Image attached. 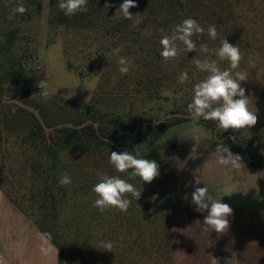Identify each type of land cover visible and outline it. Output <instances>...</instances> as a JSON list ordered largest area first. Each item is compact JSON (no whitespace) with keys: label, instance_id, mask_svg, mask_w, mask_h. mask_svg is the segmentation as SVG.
<instances>
[{"label":"trees","instance_id":"trees-1","mask_svg":"<svg viewBox=\"0 0 264 264\" xmlns=\"http://www.w3.org/2000/svg\"><path fill=\"white\" fill-rule=\"evenodd\" d=\"M47 1L48 44L56 43L61 35H73L72 39L66 38L65 41V54L68 55L80 47L77 46L80 34H87V38L83 37L85 44L100 46L94 51L93 71L98 73L101 68L96 64L98 60H107L96 96L105 91L117 100L107 107L84 108L91 118H84L79 125L90 119L97 122L98 127L94 124L81 129L65 126L49 133L35 114L8 103L7 100L30 91L27 82L31 67L38 60L42 39L36 25L43 18L45 1L0 0V126L15 124L21 114L28 115L32 121L31 128L21 140L24 147L22 159L14 158L9 167L2 165L0 168V190L34 221L47 239V234L51 235L48 241L58 251V264L69 260L75 264L154 261L160 264L164 258L166 264H171V210L193 211L201 226H204L207 212L195 210L196 206L191 203L192 192L164 162L160 145L154 140L177 125L192 122L187 105L192 100L194 85L207 75L196 68L193 58L203 59L205 55L214 54L222 39L226 38L243 53L240 67L234 71L247 73L248 80L241 82L245 95L258 103L264 102V73L258 71L264 62V42L251 34L249 23L243 20L252 16L257 18V13L263 14L264 0H134L137 6L130 8L129 12L143 17L135 27L132 20L114 17L123 0H88L87 11L73 16H66L58 8V0ZM20 2L27 11L17 13L9 20L12 9ZM106 3L113 7L105 8ZM186 18L197 20L205 28L204 34L194 35L192 39L198 48L205 44L210 51L208 54L184 51L176 59L165 62L159 54L160 39ZM213 24L218 32L216 40L207 34L208 26ZM117 48L120 49L118 55ZM85 51H88L86 47L81 53ZM120 56H127L132 61L127 74L118 71ZM67 64L72 70L70 62ZM219 66L227 69L229 63L220 61ZM185 70H188L189 80L181 84L177 78ZM132 99L140 100V108H134V104L125 108L129 105L126 102ZM123 100L126 101L124 105ZM170 102L172 107L163 112L162 103ZM147 103L152 107L145 109ZM13 106L20 112L14 113ZM120 107L124 112L119 110ZM135 109L142 110L141 115ZM145 110L155 115L150 119L149 115H144ZM173 113L181 116L155 125V121ZM141 122L144 123L139 125ZM195 124L212 129L215 135L210 140L200 141L198 153L214 152L221 142L233 154H238L244 164L264 169V154L253 152L251 142L254 134H259V126L252 127L254 134L250 137L245 135V128L237 132L229 129L215 133L214 121L201 119ZM38 141L43 142L44 149L36 144ZM125 150L156 161L159 176L151 183H143L139 178L129 179L128 172H116L109 164V156L113 151ZM65 172L72 178V183L61 186L58 181ZM100 172L128 180L141 191L138 200L130 195L126 197L131 201L127 212L109 209L101 213L93 207L97 195L92 188L99 182ZM207 188L214 199H222ZM186 195L187 200L184 199ZM153 196H156L155 200L150 199ZM222 202L227 204L225 199ZM207 233L211 236L215 253L225 262L231 258L235 261L233 255L219 248L217 233ZM108 241L114 244L112 251L102 247Z\"/></svg>","mask_w":264,"mask_h":264},{"label":"clouds","instance_id":"clouds-1","mask_svg":"<svg viewBox=\"0 0 264 264\" xmlns=\"http://www.w3.org/2000/svg\"><path fill=\"white\" fill-rule=\"evenodd\" d=\"M88 0H58V8L63 11L66 16H73L77 13L87 11ZM134 0H123L117 8L114 15L115 18H124L133 21V27L142 22V15L131 14L130 8L136 7ZM113 7L106 3L105 8ZM27 9L20 2L12 9L9 20L13 19L17 13L23 14ZM135 17V19H133ZM164 33V30L161 29ZM205 28L193 18H186L179 24L172 26L170 34H163L160 39L161 51L160 56L165 62L176 59L182 52L209 53L207 45L201 44L199 48L193 41L192 37L197 34H204ZM207 34L210 39L216 40L218 36L216 26L209 25ZM118 55L120 49H115ZM243 53L236 45H232L228 40L222 39L220 46L215 50L214 54L205 55L203 59L193 58V63L201 72L207 73L205 78L197 82L193 87V96L191 102L187 105L190 119L193 123H198L201 119L205 121H214L217 130L223 132L229 129L237 132L244 128H250L258 122V110H253L249 106V97L245 95V89L241 87V82L248 80L247 73L244 71H234L240 67L243 59ZM220 61H227L229 67L221 69ZM118 71L121 74H127L132 67V61L127 56H120L117 61ZM254 66V65H253ZM178 82L183 84L189 80L188 70L183 71L178 76ZM37 86L42 89L39 93L43 99H47L49 93L47 91L46 81H38ZM35 95V94H34ZM238 97V98H237ZM159 120H157L158 122ZM218 154V163L233 169L244 167L242 158L238 154L230 152L229 148L219 142L216 149ZM109 164L118 173H129V179L139 178L143 183H151L159 176V165L154 160L145 159L139 154H133L127 150L123 152H111L109 156ZM264 175V173H260ZM99 182L95 184L92 191L97 195L93 207L97 208L101 213L109 209H117L121 212H127L130 206L131 196L138 200L141 191L130 183L128 180L119 176H109L102 172L98 173ZM58 183L61 186L72 183V178L65 172L61 175ZM197 185L201 184L200 178H195ZM187 195L184 197L187 200ZM150 199L155 200L156 196ZM191 203L196 206L198 212H207L204 218V231L215 232L218 235L226 233L230 227L228 217L232 215L233 209L222 199H214L209 194L206 186L196 187L191 194ZM48 239L51 240V235ZM104 250L112 251L114 244L111 241L102 244ZM214 264H218L216 259ZM226 264H236L232 258Z\"/></svg>","mask_w":264,"mask_h":264},{"label":"crops","instance_id":"crops-1","mask_svg":"<svg viewBox=\"0 0 264 264\" xmlns=\"http://www.w3.org/2000/svg\"><path fill=\"white\" fill-rule=\"evenodd\" d=\"M197 132V135L204 133ZM180 136L172 148L165 145L168 142L165 139H158L164 162L188 191L209 187L233 209L228 217V231L217 234L219 248L233 255L236 264H264V175H260L264 169L246 164L240 169L220 165L217 151L198 153L203 137ZM197 177L199 185L195 183ZM192 214L181 210L170 212L171 264H214L213 259L226 264L215 253L211 236L200 228ZM0 264H58L56 247L1 190ZM65 264L75 263L69 260Z\"/></svg>","mask_w":264,"mask_h":264},{"label":"rangeland","instance_id":"rangeland-1","mask_svg":"<svg viewBox=\"0 0 264 264\" xmlns=\"http://www.w3.org/2000/svg\"><path fill=\"white\" fill-rule=\"evenodd\" d=\"M44 1L45 10L43 13V18L41 19L40 23L36 25L37 30L42 34L41 48L39 50L37 62L31 67L30 78L27 82L30 91L28 94H18L13 100H19L22 103L37 109L46 127H58L60 125L66 124L79 126L84 118L89 117V115L84 111L86 106L101 105L103 107H107L113 102L116 103L115 100L117 99L111 98L105 91L102 92L98 97L96 96V91L99 88V82L103 81L102 76L105 74V71H103V66L106 64L107 60H98V63L96 64L100 65L101 68L98 73L93 71V67L95 65L93 64V58L96 56L94 51L100 46L97 44H85V39H83V37L87 38V34H80L81 38L78 37L79 43L77 45L80 47L74 50V52H69L68 55L65 54V41L66 38L72 39L73 35H61L57 38L56 43L48 44V38L46 37L49 30L46 23L48 18V1ZM239 12L237 14H239ZM258 14L259 17L257 18L252 16V18H243V20L249 23L248 30L251 32V34L255 37H260L259 40L264 42V13H257V15ZM85 47L88 49V51L81 53ZM112 54L114 53H111V55ZM88 55L91 56L90 59L87 58ZM69 62L72 65V70L68 68L67 63ZM258 71H260V74L264 73V62L260 64ZM107 75L108 73H106L105 76L107 77ZM38 81H46L47 83V91L49 96L46 100L43 99L39 94L42 89L38 90L36 88ZM257 101L255 99H249V106L253 110H258V122L254 126H259L260 132L259 134H254L252 126L250 128H245L244 133L250 137L254 134V138L251 139V142L254 144L252 145L253 152L264 154V102L258 103ZM125 102L126 101L123 100L122 104L124 105ZM126 104L129 105L125 106V108L132 106L130 104H134V108H140L141 103L140 100L132 99L126 102ZM151 107V104L147 103L145 109H149ZM171 107V102L164 104L162 103L161 110L163 112H167ZM119 110L123 111L124 109L120 107ZM135 110H137V114L141 115L142 110ZM13 112L19 113L20 111L18 108L13 106ZM144 115H149L151 119V115L154 116L155 114L149 113L147 110H145ZM31 122L32 121L28 115L23 116L21 114L15 124L10 126L7 125L5 127H3V125L0 126V131H2V135H0V168L2 165L9 167L14 158L16 160L22 159V151L24 150V147L22 146L23 143H21V140L23 135H25L31 128ZM53 131H55V129ZM197 131H204V133L202 135H197L199 134ZM180 135H184V137H203L205 140H210L215 137L212 129L203 126L199 128L193 124V122H190L186 126H175L167 130L165 134L161 136L162 138L157 137L154 141L160 145L158 139H165L168 141L167 143L165 142V145H167L168 148H172L175 146L174 141L176 139L178 140ZM36 144L44 149L42 141H38ZM172 210L190 212L196 217L193 211L185 209ZM199 226L202 230L204 229V226ZM142 264H156V262H145ZM160 264H166L165 258Z\"/></svg>","mask_w":264,"mask_h":264},{"label":"water","instance_id":"water-1","mask_svg":"<svg viewBox=\"0 0 264 264\" xmlns=\"http://www.w3.org/2000/svg\"><path fill=\"white\" fill-rule=\"evenodd\" d=\"M7 102L10 103V104L15 105V106H17V107L24 108V109L28 110L29 112L35 114V116H36V117L39 119V121L43 124V126L45 127V129H46V131H47L48 133L51 132V131H53L54 129L62 128V127H65V126H68V127H76V128H78V129H81V128L85 127V126L88 125V124H94L95 127H98V126H99V124H98L97 122H94V121H92V120H88V121L84 122L83 124H81V125H79V126H74V125H72V124H66V125H60V126H58V127H46L45 124H44V122H43V120H42V118H41V116H40L39 111H38L37 109H35L34 107H31V106H29V105H26V104L22 103V102L19 101V100H7ZM179 116H181V115L178 114V113L168 114V115L164 116L163 118H161L158 122L155 121V125H160V124L166 122L168 119H170V118H172V117H179ZM189 117H190V116H189ZM143 123H144V122H141V123H139V125H141V124H143ZM216 132H217V129H216L215 133H216ZM121 133H122V132H121ZM121 133H120V134H121ZM111 140H113V139H111Z\"/></svg>","mask_w":264,"mask_h":264},{"label":"built area","instance_id":"built-area-1","mask_svg":"<svg viewBox=\"0 0 264 264\" xmlns=\"http://www.w3.org/2000/svg\"><path fill=\"white\" fill-rule=\"evenodd\" d=\"M36 88H37L38 90H41V88H39V87L37 86V84H36Z\"/></svg>","mask_w":264,"mask_h":264}]
</instances>
